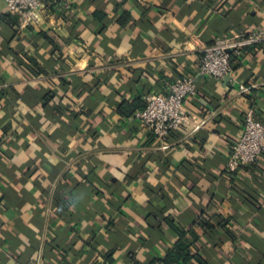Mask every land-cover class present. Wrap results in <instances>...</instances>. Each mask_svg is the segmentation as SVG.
Listing matches in <instances>:
<instances>
[{
  "label": "crops",
  "instance_id": "crops-1",
  "mask_svg": "<svg viewBox=\"0 0 264 264\" xmlns=\"http://www.w3.org/2000/svg\"><path fill=\"white\" fill-rule=\"evenodd\" d=\"M253 32L264 0H44L32 22L0 0V264H150L178 239L167 218L201 217L235 236L201 238L207 264H264V157L229 170L247 111L264 123V46L197 80L196 132L121 112Z\"/></svg>",
  "mask_w": 264,
  "mask_h": 264
},
{
  "label": "built area",
  "instance_id": "built-area-1",
  "mask_svg": "<svg viewBox=\"0 0 264 264\" xmlns=\"http://www.w3.org/2000/svg\"><path fill=\"white\" fill-rule=\"evenodd\" d=\"M10 13L21 14L24 21H38L39 10L44 0H2ZM264 43V32H253L247 36L218 39L206 47L198 58L193 73L172 82L168 92H151L146 107L135 117L147 126L158 138H166L172 131L183 127L200 129L193 115L185 106L188 97L198 92L199 78L229 79L233 81L232 56H241L243 51L255 44ZM248 88L241 86V91ZM264 157V123L255 117L254 110L245 114L243 131L230 155L229 170L256 163Z\"/></svg>",
  "mask_w": 264,
  "mask_h": 264
},
{
  "label": "trees",
  "instance_id": "trees-1",
  "mask_svg": "<svg viewBox=\"0 0 264 264\" xmlns=\"http://www.w3.org/2000/svg\"><path fill=\"white\" fill-rule=\"evenodd\" d=\"M258 46H264V43L255 44L246 49ZM145 107L146 101L125 103L121 106V112L129 118H134L135 114ZM175 132L176 130L172 131L169 136H173ZM166 223L178 234V239L174 245L168 249L163 258L153 260L150 264H207L200 250L195 249V245L201 238L204 236L211 238L214 234L219 232V229L224 230L231 238H235L232 230L228 226L230 223L229 220H224L219 227L213 225L210 221L204 220L202 217L187 228H179L171 218H167ZM134 264L139 263L135 262Z\"/></svg>",
  "mask_w": 264,
  "mask_h": 264
},
{
  "label": "water",
  "instance_id": "water-1",
  "mask_svg": "<svg viewBox=\"0 0 264 264\" xmlns=\"http://www.w3.org/2000/svg\"><path fill=\"white\" fill-rule=\"evenodd\" d=\"M228 79V78H227Z\"/></svg>",
  "mask_w": 264,
  "mask_h": 264
}]
</instances>
